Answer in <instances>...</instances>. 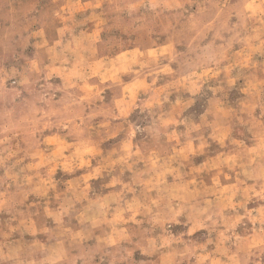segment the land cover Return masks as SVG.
Masks as SVG:
<instances>
[{
  "label": "rangeland",
  "instance_id": "374dc122",
  "mask_svg": "<svg viewBox=\"0 0 264 264\" xmlns=\"http://www.w3.org/2000/svg\"><path fill=\"white\" fill-rule=\"evenodd\" d=\"M94 2L96 0H39V2L8 0V3L0 9V33L7 31L13 24L18 29H26L21 35L26 37L27 47L23 49V53L27 61L20 59L18 62L5 64L6 68L15 67L18 72H25L31 66L35 67L36 70L29 77L32 81L31 89L21 93L26 100L36 95H43L45 91L51 94L52 89L47 85L57 88L80 75L77 61L84 59L87 52L72 55L61 70V60L57 59L61 48L70 46L75 50L83 47L84 40L99 44L115 37L116 32L112 29L106 31L103 18L98 19L93 15V9L88 7ZM107 2L111 3V0ZM256 2L260 3V0ZM239 3L240 0H228L234 11L212 10L208 15H200L197 6L192 5L183 16L164 20V24L171 22L177 32L184 33L188 17L194 15L196 22L193 27H196L197 31L190 35L186 34V38L173 47L177 52H185L191 36L199 35L201 38L197 41L198 52L204 50L209 55L223 52L228 57L225 63L236 64L233 75L239 78L236 84L230 87L225 81L224 74L221 73L199 86L196 92L189 90L192 84L177 86L171 90L169 101L159 109L149 110L148 107H144L142 110L139 106L132 108L126 116V131L108 137L100 146L105 155L122 150L129 156L127 165L117 164L103 173L96 169L91 174L86 173L83 167L70 174L67 171L70 165L66 166L63 163L58 168L49 167L48 161L52 155L62 153L67 157L69 154L68 148L59 142L56 136L45 129L44 143L37 148L34 140L40 138L39 134L33 137L28 131L19 128L5 132L2 127L3 122L0 121V141L7 140V143H0V202L7 199L12 205L9 211L0 212V222H8L11 217H16L12 220L14 225L19 224L21 220L26 222L21 228L24 238L21 240L19 235L14 234V246L23 249L18 258L21 262L37 256L44 259L48 254L46 251H34V247L43 246L44 249H48L54 243L49 241L48 233L41 231V228H46L65 232L76 238L87 236L88 239L82 242L77 251L82 252L89 264H100L101 258L107 264L108 260L120 252V246L116 245V239L120 234L128 232L130 226L150 227L136 205L142 189L148 187L155 193L158 187H162L159 184L161 179L165 185L172 186L173 170L177 169L178 165L173 164L171 168L165 167L154 172H147L146 167L153 170L160 169L164 158H170L176 152L184 154V146L190 137L192 139L189 147L199 148V151L195 155L188 156L183 162L182 170L183 172H190L192 168L198 170L195 176H186L185 179L192 180L193 185L198 188L212 189L211 193H206L208 200L215 201L220 197L224 203L231 202L235 205L240 203L243 197L240 194L235 196L230 194L234 186H239L241 182L245 187L259 183L258 180L245 177V171L250 169L234 157L233 153L237 145L230 143V140L240 141L249 152L258 145L257 129L253 128L251 123H240L242 120H249L247 113L241 111L248 97L246 93L240 91V88H248L249 81L254 77L257 90L264 89V83H261L264 81V72L258 71L264 66V33L260 29L262 18L252 8L247 9L252 13L247 19L235 14L239 11ZM66 4H78L81 7L68 12L65 8ZM55 5H58L56 11L65 14L48 15ZM96 11L99 12V9ZM37 13L44 15L45 19L40 23H33L32 19L37 18ZM69 16L71 19L68 18ZM117 19L123 25L130 22L131 18L127 13H120ZM159 30L160 25L156 24L151 32L132 33V42L129 45H121L113 50L112 55L107 56L110 67H105L104 57H99L95 61L89 80L82 81L79 88V98L85 105L86 113L92 108H111L113 103L126 107V104H122V100L135 99L137 104L147 102L145 93L140 89L150 84L152 77L137 80L135 72L140 71L142 63L146 60L156 58L159 63L167 64L168 33H161L160 38L157 39L154 33ZM124 35L127 36L128 33L124 32ZM15 39L19 40L20 36H16ZM92 51L98 52L99 49L94 48ZM195 59V55L190 60L188 57H178L179 63L173 66L184 73L193 71L199 75L201 69L191 66L195 63ZM130 64L135 69L134 72L121 71ZM144 71L146 72L147 69ZM109 76L111 79H107ZM171 79L173 77L161 76L157 79L156 86L163 87ZM97 82L104 84L105 87L99 90ZM5 83L8 88L17 87L11 80ZM74 88L75 85L69 83V90ZM94 92H98L102 99L90 103ZM63 98L64 93L57 92L49 103L59 106ZM47 99L48 97H45V100ZM177 100L182 104H187L190 100L192 103L184 107L178 118L171 122L165 121L166 128H159L160 112H170ZM5 107H8L7 99L0 100V110ZM37 107L42 109L37 113L38 116L47 111V105L38 103ZM218 110L225 113V118L220 121L223 130L219 132L216 130ZM260 111L261 109L257 107L253 112L257 121H260ZM101 119L98 117L93 122V126L98 127ZM202 123L204 126L200 127ZM191 126H197L198 131L189 133ZM224 130H227L228 139L223 138ZM68 143L70 144L71 141L69 140ZM88 151L89 149H84V152ZM133 153L146 155L147 165L144 161L133 164L135 160ZM262 163L264 159L260 157H255L251 161L252 168L257 172ZM228 164L234 166L230 168ZM137 173H144V183L135 185L118 200L116 197L121 192L122 186L133 185ZM78 177L83 179V183H79ZM114 177L118 178L121 184H115ZM154 180L155 186H153ZM73 181H77L76 184H73ZM214 186L219 188V192H216ZM262 205L264 201L252 197L246 205L249 216H244L243 209L235 210L239 211V216L242 217L234 227L236 238L244 239L253 235L254 230L259 227L256 210ZM90 206L91 210H89ZM125 208L128 210L124 211ZM235 211L231 208L225 209V215L235 216ZM180 220L182 224L173 225L170 229L173 235H178L190 227L184 223L185 217H180ZM58 224L59 228H57ZM156 231L158 233L159 229ZM208 232L207 228H200L192 233V244L201 247L197 248L196 256L185 260V264H214L216 260L227 259L216 251L215 245L203 248ZM212 235L215 237L216 233ZM121 243L124 244L123 241ZM229 250L234 251L235 246H231ZM136 255L138 253H134V256ZM156 258L160 259L162 264L163 255L157 253ZM253 259L264 260V256Z\"/></svg>",
  "mask_w": 264,
  "mask_h": 264
},
{
  "label": "clouds",
  "instance_id": "9594fccd",
  "mask_svg": "<svg viewBox=\"0 0 264 264\" xmlns=\"http://www.w3.org/2000/svg\"><path fill=\"white\" fill-rule=\"evenodd\" d=\"M7 3L8 0H0V9ZM192 5L197 6L200 15H208L212 10L234 11L228 4V0H223V3H221V0H134V2L133 0H111V3H108L107 0H96L88 7L93 9V15L98 19L103 18L106 31L112 29L116 32L115 37L99 44L84 40L83 47H78L75 50L70 46L61 48L60 53L57 55V59L61 60V70H63L67 59H70L72 55L87 52L84 59L77 61L80 75L69 82L74 84L75 88L70 91L69 83L57 88L47 85L49 89H52L51 94L45 91L43 95H36L29 100H26L21 93L31 89L32 81L29 77L36 70L35 67L31 66L25 72H18L15 67H5L8 62H18L20 59L27 61V57L23 53V49L27 47L26 37L21 35V32L26 31V29H18L13 24L7 31L0 33V100L7 99L8 102V107L0 110L3 131L19 128L28 131L33 137L39 134L40 138L34 140V145L38 148L41 143H44V130L48 129L49 133L56 136L57 140L69 150L67 157H64L62 153L52 155L48 165L55 168L60 167L62 163L66 166L70 165L67 167L70 174L81 167L84 168L86 173L91 174L96 169L103 173L106 170H111L117 164L127 165L129 156L122 150L105 155L100 146L108 137L126 131V116L132 108L139 106L142 110L144 107H148L149 110L159 109L161 105L169 101L171 90L177 88V86L192 84L189 90L196 92L199 90V86L221 73L224 74L225 81L230 87L234 86L239 78L233 75L236 64L225 63L228 57L223 52L214 55H209L204 50L198 52L199 44L197 41L201 38L199 35L191 36L188 41V49L185 52H177L173 47V45L180 44L186 38V34L190 35L192 32L197 31V28L193 27L196 17L194 15L188 17L184 33L177 32L171 22L164 24V20L169 19V17L175 19L178 16H183L190 10ZM78 7L81 6L78 4L65 5L68 12H72ZM57 8L58 5H55L48 15L65 14L56 11ZM248 8H252L262 18L260 29L264 33V0H260V3H257L256 0H240L239 11L235 14L247 19L252 15L247 10ZM97 9H99V12L96 11ZM120 13H127V16L131 18L130 22L121 25L117 19ZM68 18L71 19V16ZM44 19V15L37 13V18H33L32 22L40 23ZM156 24L160 25L159 32L154 33L157 39L160 38L161 33H168L166 56L168 62L167 64H161L156 58L146 60L142 63L140 71L135 72L137 80H146L148 77H152V82L140 89L145 93L147 102L137 104L135 99L132 101L122 100V104H126V107L113 103L111 108H92L86 113L84 111L85 105L81 103L79 98V88L82 81L89 80L95 61L99 57H104L105 67H110L107 56L112 55L114 49L119 48L121 45H129L132 42V33L151 32ZM124 32H127L128 35L125 36ZM18 35L20 36L19 40L15 39ZM94 48H98L99 51L93 52L92 49ZM161 55H164V53H161ZM193 55L196 59L191 66L201 69L199 75H196L193 71L184 73L178 67L173 66L179 63L178 57H188L190 60ZM144 69H147V71L145 72ZM121 71L134 72L135 69L130 64ZM258 71L264 72V66H261ZM161 76L173 77V79L167 85L157 87L156 81ZM107 79H111V77L109 76ZM9 80L19 87V90H17V87H6L5 82ZM255 83L253 77L249 81L248 88H240V91L246 93L248 97L247 103L241 111L246 112L249 116V120H242L240 123H251L252 127L257 129L259 143L251 152L240 141L230 140V143L237 145L233 153L234 157L250 169L245 171V177L258 180L259 183L245 187L241 182L239 186H234L230 194L232 196L240 194L243 197L238 204L224 203L220 197H217L215 201L208 200L206 193H211L212 189L198 188L193 185L192 180L185 179L186 176H195L198 170L196 168H192L190 172H183L182 170L183 162L188 159V156L195 155L199 151V148L192 149L189 147L192 139L190 137L184 146V154L176 152L172 157L164 158L160 169L153 170L146 167L147 172H154L165 167L171 168L173 164L178 165L177 169L173 170L174 183L172 186L165 185L161 179L159 184L162 187H158L155 193L151 192L148 187L142 189L136 205L150 227L133 228L130 226L128 232L120 234L116 239V245L120 246V252L108 260L107 264H161V260L156 258L157 253L163 255L162 264H185V260H190L193 256H196L197 248L201 247L192 244V233L200 228L209 230L203 248L206 249L209 245H215L216 251L227 257L225 260L214 261V264H264V260L253 259L254 257L264 256V205L256 210L258 213L256 220L259 227L254 230L251 237L238 239L234 232L236 223L239 219H242L239 216V211L235 210L243 209L244 216H249L250 214L246 208L249 200L256 197L264 201V163L260 165L258 172L251 165V161L255 157L264 159V89L257 90ZM261 83H264V81ZM97 86L99 90L105 87L104 84L98 82ZM120 86L123 87V85ZM212 90L219 91L220 89ZM57 92L64 93L63 102H58L59 106L49 103L51 97L56 95ZM45 97H48V99L45 100ZM97 99H102V97L98 95V92L92 93L90 103H94ZM38 103L47 105V111L39 116L37 113L41 112L42 109L37 107ZM191 103V100L187 104H182L177 100L170 112L161 111L158 121L159 128H166L165 121L171 122L178 118L184 107ZM257 107L261 109L260 121H257L256 117L253 116V112ZM98 117L102 119L98 127H94L93 122ZM224 118L225 113L218 110L216 112V130L218 132L223 130L220 121ZM117 121L118 123H114ZM180 122L183 123V121ZM202 126H204L203 123L200 127ZM135 130L139 131V129ZM154 131L156 130L154 129ZM193 131H198V127L191 126L189 133ZM224 132L223 138L228 139L227 130H224ZM156 134L158 136L159 132L157 131ZM69 140L71 141L70 144L68 143ZM0 143H7V140L0 141ZM85 148L89 151L84 152ZM132 155L135 156L133 164L144 161L147 165L148 157L146 155H136L135 153ZM227 166L231 168L234 164H228ZM143 176L144 173H137L133 185L122 186L121 192L117 194L116 198L118 200L122 199L123 195L132 190L135 185L143 184ZM113 179L115 184H121L118 178L114 177ZM77 180L79 183H83L82 178L78 177ZM25 182L27 183V181ZM76 182L73 181V184H76ZM153 186H155V180ZM214 187L216 192H219V188ZM11 207L12 205L7 199L0 202V212H7ZM228 208L235 211V216L225 215V209ZM89 210H91V206ZM127 210V208L124 209V211ZM180 217H185L184 223L190 225V227L181 231L178 235H173L170 229L173 225L182 224ZM14 219L16 217H11L8 222H0V264H89L82 252L77 251L82 242L88 239L87 236L76 238L71 234L46 228H41V231L48 233L49 241H54V243L48 249H44L43 246L34 247V251H46L48 254L44 259L37 256L34 259L21 262L18 258L23 249L14 246L13 242L15 239L14 234L19 235L21 240L24 238V232L21 231V228L25 226L26 222L21 220L19 224L14 225L12 223ZM95 226L93 225V227ZM57 228H59V224ZM157 229H159L158 233ZM212 233H216L215 237ZM122 241L124 242L123 245ZM233 245L235 250L230 252L229 249ZM134 253H138V255L134 256ZM100 264H105L103 258H101Z\"/></svg>",
  "mask_w": 264,
  "mask_h": 264
}]
</instances>
